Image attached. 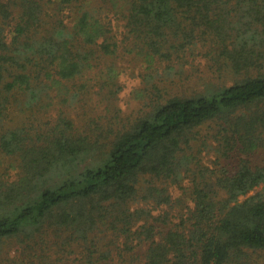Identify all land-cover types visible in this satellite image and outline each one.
I'll return each instance as SVG.
<instances>
[{
  "label": "trees",
  "instance_id": "1",
  "mask_svg": "<svg viewBox=\"0 0 264 264\" xmlns=\"http://www.w3.org/2000/svg\"><path fill=\"white\" fill-rule=\"evenodd\" d=\"M39 1L0 0L2 23L12 8L17 20L9 40L0 26V154L16 170L0 172V264H255L264 253V0H109L124 49L148 70L143 111L120 128L116 113L76 124L62 110L27 125L51 93L78 97L86 86L68 82L119 46L89 9L69 30L47 21ZM51 2L60 12L71 0ZM189 55L209 62L197 83L170 65ZM116 72L99 70L93 84L113 96ZM226 74L229 85L211 81ZM14 102L27 124L8 118Z\"/></svg>",
  "mask_w": 264,
  "mask_h": 264
},
{
  "label": "rangeland",
  "instance_id": "2",
  "mask_svg": "<svg viewBox=\"0 0 264 264\" xmlns=\"http://www.w3.org/2000/svg\"><path fill=\"white\" fill-rule=\"evenodd\" d=\"M11 1L16 3L17 0H10V2ZM52 1L54 3L56 2V0ZM39 3L41 4V9H43V11L46 10L49 12L50 19L47 21L54 24L60 21L69 30L74 19L77 17L78 12H80L81 9H89L92 14L100 18L102 22L109 25V28L111 29L109 35L114 37V40L118 42L119 46L114 56H101L97 66L93 65L88 71H85L83 76L76 78L73 83L68 82V85H71V87L73 86V89H77L79 85L86 86L78 97L75 96L76 94L73 95L74 90H72L73 93L68 95L64 93L61 94V92H58L57 95L55 92L51 93V102L37 114L39 118L29 124H27V120H25L23 116L25 113L20 112L18 103L14 102L11 108H9L8 118L13 122L22 121L27 125H37L38 123L43 124L44 122H52L58 115V111L62 110L65 114L71 117L76 122V124H84L86 121L94 118L98 119V117L102 118L104 121L105 118L114 116V113H116L117 118L114 117L112 125H114L115 128H120V124L124 123L126 120H131L134 116L139 114L141 110V102L138 100L137 95L140 88L145 85L143 82H141V76L139 74L146 73L148 70H146V65L138 62L136 58L133 59V54L129 53L127 49L125 50V45L121 43L125 32L124 21L121 13H115V9L111 7L109 0H71L70 3L62 7L63 9L61 8L62 10L60 12L56 10V5L52 2L49 4L47 3V0H41ZM12 9L13 13L11 14L10 20H8L6 23H2V20L0 19V26L3 27L7 40H9V37H11V30L13 29V26L15 23H17L16 9ZM51 14L54 15L52 16ZM93 47L95 46L93 45ZM185 59V62L183 59L181 60L182 64H179L180 61H177L176 59H173L172 63H170V65H173L176 69H179L182 66L184 69V75L181 76L182 78L192 73V78L195 77L192 80L196 82L197 75L204 76L205 74H209V70L207 68L209 62L202 55H189L186 56ZM166 64L167 62H165V65ZM109 66H113L117 71L114 82L116 85H119V89L114 93L113 96L107 95V91L105 89L101 91V89H98V87L93 84L94 77H96L95 75L99 72V70H106ZM162 66L163 64L161 67ZM158 69L160 71V65L158 66ZM216 75L217 74H214V76ZM214 76L212 77L213 79H211V81H214L217 84L229 85L233 81V78L227 74L222 77ZM195 82L191 84L190 82L186 83L184 86L189 88L190 86H193ZM90 85L91 87H89ZM180 85L181 84L178 86ZM9 161L10 160L8 158L3 157L0 154V172L6 170V172L9 174V177L12 179L16 174V170L10 168L8 164ZM142 183L141 189L147 185L145 180H143ZM169 191L172 198L179 196V190L175 186H171ZM252 193L253 192H249L248 194ZM242 198L243 197H239V199ZM141 205L142 202H138L131 207L134 208ZM144 206L148 208L150 205ZM164 209L165 207L157 209L154 208L152 210V215L156 216L164 211ZM172 221H175V219L172 218ZM10 245H5L6 247H4L10 249L9 253L13 255V249L15 246L13 244ZM144 249L145 245L140 244L138 246V253L142 254ZM255 260V264H264V253H262V255H260V257ZM66 264L81 263L70 258Z\"/></svg>",
  "mask_w": 264,
  "mask_h": 264
}]
</instances>
